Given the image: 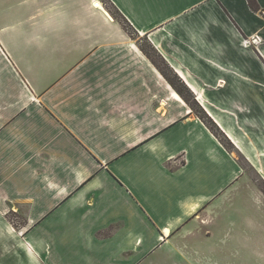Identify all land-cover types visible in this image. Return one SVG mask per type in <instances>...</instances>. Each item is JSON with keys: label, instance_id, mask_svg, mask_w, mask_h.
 Segmentation results:
<instances>
[{"label": "crops", "instance_id": "crops-1", "mask_svg": "<svg viewBox=\"0 0 264 264\" xmlns=\"http://www.w3.org/2000/svg\"><path fill=\"white\" fill-rule=\"evenodd\" d=\"M110 1L137 37L102 0H0V264H211L264 211L235 155L264 178V0Z\"/></svg>", "mask_w": 264, "mask_h": 264}, {"label": "rangeland", "instance_id": "rangeland-1", "mask_svg": "<svg viewBox=\"0 0 264 264\" xmlns=\"http://www.w3.org/2000/svg\"><path fill=\"white\" fill-rule=\"evenodd\" d=\"M102 1L106 4V0ZM130 34L137 37L132 31ZM235 155L238 156L245 169L247 180L257 188L258 194L264 201V178L241 156L239 157L238 153ZM239 210H241L240 207L238 212L241 218L236 220L240 223L242 232L241 227L237 229L228 226L226 235L221 234V239L225 238V244L216 251L210 247L204 250L203 257L211 264H264V211L251 210L247 213V210ZM234 219L235 217L232 221ZM14 222L17 224L22 221L14 220ZM186 253L188 258H200L196 253Z\"/></svg>", "mask_w": 264, "mask_h": 264}, {"label": "trees", "instance_id": "trees-1", "mask_svg": "<svg viewBox=\"0 0 264 264\" xmlns=\"http://www.w3.org/2000/svg\"><path fill=\"white\" fill-rule=\"evenodd\" d=\"M106 7L112 14V16L120 22L124 30L131 35V31L134 35L138 36V33L130 24V22L122 15V13L111 3L110 0H106ZM250 5L253 9H256V3L254 0H250ZM134 37L133 35H131ZM144 52L150 53L154 52V49L151 47L148 49H143ZM159 67V66H158ZM161 68V67H160ZM165 78L173 85V87L177 90L178 94L185 100V102L192 108L193 112L208 126L211 132L220 140V142L226 147L228 151H232L234 149L232 143L225 137V135L221 132L218 126L208 117L205 111L195 102L194 96L192 92H190L186 86L181 84L179 78L177 76L169 75L164 68H161Z\"/></svg>", "mask_w": 264, "mask_h": 264}, {"label": "bare ground", "instance_id": "bare-ground-1", "mask_svg": "<svg viewBox=\"0 0 264 264\" xmlns=\"http://www.w3.org/2000/svg\"><path fill=\"white\" fill-rule=\"evenodd\" d=\"M98 5H99V7H101V4H100V3H99ZM102 9H103V8H102ZM245 44H247V42H245Z\"/></svg>", "mask_w": 264, "mask_h": 264}]
</instances>
